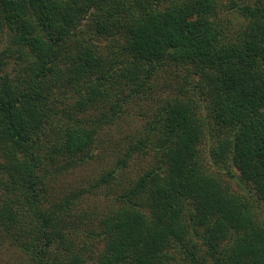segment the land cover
<instances>
[{"label":"trees","instance_id":"16d2710c","mask_svg":"<svg viewBox=\"0 0 264 264\" xmlns=\"http://www.w3.org/2000/svg\"><path fill=\"white\" fill-rule=\"evenodd\" d=\"M164 74L183 85L159 93ZM141 117L112 168L64 188ZM263 214L264 0H0V254L264 264Z\"/></svg>","mask_w":264,"mask_h":264},{"label":"rangeland","instance_id":"374dc122","mask_svg":"<svg viewBox=\"0 0 264 264\" xmlns=\"http://www.w3.org/2000/svg\"><path fill=\"white\" fill-rule=\"evenodd\" d=\"M230 18V16H229ZM175 78H173V76L170 75H163L160 79H159V93H163V92H167V93H171V91H173L174 88H176L177 86H181L182 84V79H179V82H176L174 80ZM166 84L169 85V87H166ZM166 93V94H167ZM143 105V104H142ZM140 103L134 105V111H138L140 112V106H142ZM145 110H141V113L144 114ZM140 121L142 123V117L139 118V120L135 119H127L124 120V122L122 123V127L120 129L121 133L117 134L116 132L114 133V141H110L108 138L104 137L100 139L98 146H97V150L96 152V158L95 160L86 168H83L79 171H77L76 173H74L73 175H71L67 180H65L62 184L67 188H75V187H83V188H89L90 185H92L94 183V181L106 170L112 168L114 165L113 163L116 162V155L118 154L120 145H119V140H121L122 142H126L129 141L132 137H134V133L135 130L140 126ZM144 122V121H143ZM211 143L208 142V144H206L204 146V151H205V155L207 156L206 158V163L207 165L210 167V169L212 171H217V170H225L223 168H219L216 165H214L213 161L211 160L210 156H209V147ZM148 161L144 160L141 161V159H134L132 161L131 167L128 170V176L129 178H133L135 177L142 168H146L148 166ZM235 174H238L237 170H234ZM238 179L237 177L232 180V185L234 186V188L238 191H246V187L244 185H242V183L240 182V180H236ZM125 182L127 183V180H123L122 184H125ZM60 183V182H59ZM106 192L105 191H101V193L96 196V197H91V199L89 200V202L85 205V210L88 212L91 211H96V207L97 206H101L103 205V203L105 202V196H106ZM113 195H111L112 197ZM111 200L110 198L107 200V206H109L111 204ZM263 213V212H262ZM264 216V214H263ZM23 264V260L19 257V253H16L14 251H8L7 249H4V252L0 254V264H19V263Z\"/></svg>","mask_w":264,"mask_h":264}]
</instances>
